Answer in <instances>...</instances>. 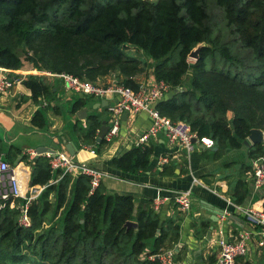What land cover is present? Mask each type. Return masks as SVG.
Masks as SVG:
<instances>
[{
    "label": "trees",
    "instance_id": "16d2710c",
    "mask_svg": "<svg viewBox=\"0 0 264 264\" xmlns=\"http://www.w3.org/2000/svg\"><path fill=\"white\" fill-rule=\"evenodd\" d=\"M198 44V57L190 60ZM131 48L153 62L155 79L170 89L156 104L161 115L188 122L217 149L240 148L251 128L264 131V0H0V67L21 69L20 50L38 70L92 82L118 71L123 81L115 79L135 88L132 77L142 62L127 53ZM22 82L33 98L52 92L36 75ZM82 105L75 101L72 111ZM31 122L42 127V113ZM86 123L85 142L102 145L95 141L98 117ZM3 143L0 137V158L13 166L22 151L4 150ZM152 151L136 145L112 163L136 173L148 166ZM249 152L264 156V143ZM29 163L32 185L44 188L28 205V226L20 224L19 208L0 211V264H162L147 256L178 241L179 223L160 221L152 209L136 207L131 195L109 193L102 184L89 193L85 175L65 174L52 183L59 172L45 155ZM247 192L238 179L234 201L243 203Z\"/></svg>",
    "mask_w": 264,
    "mask_h": 264
},
{
    "label": "crops",
    "instance_id": "0c3cea01",
    "mask_svg": "<svg viewBox=\"0 0 264 264\" xmlns=\"http://www.w3.org/2000/svg\"><path fill=\"white\" fill-rule=\"evenodd\" d=\"M29 75L33 74L25 75L23 79ZM37 77L51 88L52 92L48 96L33 98L31 90L23 84V79L9 94L0 96V131L4 132L0 137L6 144L4 150L10 145L14 146V137L7 140L6 134L15 126H27L30 129L29 133H36L29 145L21 148V153L41 145L67 151L65 146L70 143L75 150L76 160L104 172L100 184L107 192L129 194L133 197L136 207L152 209L159 215L160 221L170 220L179 223L178 241L174 244L166 242L161 248L164 250L176 246L173 264H209L211 260L214 264L218 254V240L223 238L232 241L246 232L250 234L247 253L239 257V260L237 258V263L247 260L250 264H264L262 263L264 245L261 247L257 245L256 236L253 234L254 226L236 209L235 205L238 204L232 197L236 181L242 179L247 183L248 192L240 205L264 209V186L249 189L253 184L254 158L249 152L251 145L243 144L240 148L223 149H217L216 146L212 148L195 146L187 153L170 143L166 134L160 132L148 141L153 150L148 166L136 173H126L112 163V158L136 146L138 136L146 132L151 124L148 113L140 111L134 114L127 113L125 118L121 116L120 131L111 142H106L103 138L102 145L86 143L82 131L87 126L88 116H97L100 126L103 120L108 125V103L101 105L105 98L77 95L67 90L62 82V92H59L55 85L58 79ZM103 77L106 84L115 77L123 81L118 71L110 72ZM132 79L136 84L153 81L155 79L153 69L151 68L148 73L139 72ZM169 95L170 91L164 98ZM77 100H81L83 105L73 112L72 105ZM81 109L85 111L84 118L77 116ZM36 111H40L44 118V125L40 128L31 122ZM231 116V112H228V117ZM90 150H94V153ZM161 157L167 158L163 165H159ZM21 158L20 163H25L22 155ZM30 170L29 167L28 181ZM184 189L191 191V206L188 212H181L173 200L174 192ZM156 198L160 200L157 206L154 204ZM214 210L217 211L216 214L213 213ZM210 228V235L207 236V230Z\"/></svg>",
    "mask_w": 264,
    "mask_h": 264
},
{
    "label": "built area",
    "instance_id": "2783aa9c",
    "mask_svg": "<svg viewBox=\"0 0 264 264\" xmlns=\"http://www.w3.org/2000/svg\"><path fill=\"white\" fill-rule=\"evenodd\" d=\"M28 73L58 79L67 90L80 96L107 99L109 119L108 130L104 136L106 142H111L118 135L123 113L134 114L145 111L150 116L151 124L146 132L138 136L135 145L148 144L150 138L156 137L160 132L166 134L170 143L175 144L187 153L193 150L195 146L212 148L215 144L211 137H198L188 122L183 120L174 121L160 114L156 104L170 90L163 80L154 79L149 82H140L133 88L114 79L105 84V86H100L85 78L64 72L55 73L36 68L23 72L19 69L0 67V96L9 94L14 86L20 83ZM193 139H195L194 142L192 141ZM90 152L94 153V150H90ZM44 155L48 157L52 172H59L52 183L57 182L65 174H69L72 177L85 175L89 177V193H92L100 185L105 175L104 172L92 165L76 160L74 155L69 154L64 149L54 150L53 153H45ZM22 156H25L26 162L32 161L36 156L35 148L25 150ZM20 162L12 166L6 160L0 158V211L7 207L19 208V222L23 226H28L30 224L27 212L28 205L40 194L44 186L30 185L27 178L29 166ZM166 162L167 158L165 157L159 159V165H163ZM252 168L253 186L254 189H259L264 186L263 156L252 160ZM173 200L181 212H188L191 206V191L189 189L176 190L173 194ZM159 203L160 200L156 198L154 204L157 206ZM235 207L254 226L253 234L256 236L257 245L259 247L263 246L264 209L242 206L240 204L235 205ZM249 236L250 234L246 232L241 233L232 241L220 238L218 240V254L214 264H236L237 258L243 257L247 253ZM175 248L160 250L158 253L150 254L147 257L149 259L158 258L162 264H173L176 254Z\"/></svg>",
    "mask_w": 264,
    "mask_h": 264
},
{
    "label": "water",
    "instance_id": "95a60500",
    "mask_svg": "<svg viewBox=\"0 0 264 264\" xmlns=\"http://www.w3.org/2000/svg\"><path fill=\"white\" fill-rule=\"evenodd\" d=\"M201 47V44H198L196 47H194L190 53L188 54V58H191L193 60H196L197 57H198V52H199V49ZM178 90H181V89H175L174 92L178 91ZM107 100L103 99L102 102H101V105H107ZM126 113H123L121 116L122 118H125L126 117ZM77 116L79 118H84L85 116V111L84 110H79L77 112ZM108 130V125L106 124V121L103 120L101 122V126H100V129L96 135V142H101L102 139L104 138L106 132ZM193 142L195 141V139L192 140ZM256 143H264V131L260 128H251L250 129V132L248 134V136L246 137V139L243 141V144L246 145V146H250V145H254ZM139 145V144H138ZM65 148L67 149L68 153L71 154V155H74L75 154V150L72 149V146L70 145V143L66 144ZM35 151H36V156L34 157V159H37L39 156L41 155H44L45 153H53L54 152V149L49 147V146H45V145H41V146H38L35 148ZM264 158V156H263ZM21 155L18 156L16 158V160L14 161V164H18L20 161H21ZM32 170H30L31 172ZM29 184L32 185V182L29 180ZM253 184H251V188L249 189H252ZM246 206V205H244ZM220 211H222L220 209ZM217 211L214 210L213 213L216 214ZM215 221L217 220L216 218L214 219ZM124 226L126 227H134L136 228L137 227V222L135 221H126ZM212 228V227H211ZM211 228L209 230H207V236L210 235V232H211ZM159 232V230H157V233Z\"/></svg>",
    "mask_w": 264,
    "mask_h": 264
},
{
    "label": "rangeland",
    "instance_id": "374dc122",
    "mask_svg": "<svg viewBox=\"0 0 264 264\" xmlns=\"http://www.w3.org/2000/svg\"><path fill=\"white\" fill-rule=\"evenodd\" d=\"M19 55H20V58L23 62V66H22V70L24 71H29V70H32L34 67L32 66V64L27 60L25 54L22 52V51H18ZM127 53L138 58L139 60H141V65H142V70L141 72H144V73H148L150 72V69L152 68L153 69V62L148 59L141 51H138L134 48H131V49H127ZM190 60H193L191 58H189ZM149 70V71H148ZM29 74V73H28ZM105 77H100L98 80L95 81L96 84L100 85V86H105ZM55 85H57V87L59 88V92H62L61 90V81L60 80H56L55 81ZM76 96V95H75ZM73 96V97H75ZM94 111V110H92ZM64 117V115H62ZM62 117V118H63ZM28 131H30L29 128H27V126H15L14 128H12L11 130H9V132L6 134L7 136V140H9V138L11 137H14L13 138V145L15 147H18V148H22L23 146L25 145H29V142L31 139H33V135H36V133H29ZM4 132H1L0 131V135H3ZM6 144L3 143V147L5 146ZM25 164L27 166L30 167V163L29 162H26L25 161ZM243 259V258H242ZM262 263H264V256H263V259H262ZM243 261V260H241ZM241 261L237 264H241ZM254 264V263H252Z\"/></svg>",
    "mask_w": 264,
    "mask_h": 264
},
{
    "label": "bare ground",
    "instance_id": "6f19581e",
    "mask_svg": "<svg viewBox=\"0 0 264 264\" xmlns=\"http://www.w3.org/2000/svg\"><path fill=\"white\" fill-rule=\"evenodd\" d=\"M19 171V170H18Z\"/></svg>",
    "mask_w": 264,
    "mask_h": 264
}]
</instances>
